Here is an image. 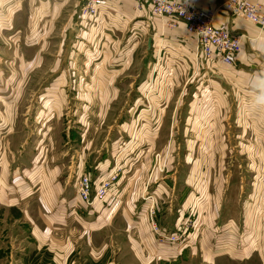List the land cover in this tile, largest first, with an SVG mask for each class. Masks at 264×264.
<instances>
[{"label": "rangeland", "instance_id": "obj_1", "mask_svg": "<svg viewBox=\"0 0 264 264\" xmlns=\"http://www.w3.org/2000/svg\"><path fill=\"white\" fill-rule=\"evenodd\" d=\"M77 2L84 18V1ZM77 20L62 15L50 39L55 40L54 46L45 52L46 66L27 77L26 93L16 105V129L0 126V179L5 163L9 171L6 195L31 201L30 209L39 214V200H30L28 189L21 191V197L16 178L24 168L31 169L35 163L44 166L48 159L51 167L62 169V180L67 179L54 206L60 218L66 212L59 223L61 234L76 237L83 251L108 247L115 252L114 264H146L132 254L121 256L122 251H134L128 237H134L136 225H141L140 236L148 232L152 237L151 243L140 244L141 249L152 251L156 258L147 264H264V136L262 131H250L251 119L261 118L256 116L255 102L242 93L224 105L209 87L208 81L214 78L210 72L202 69L197 76V71L190 70L189 79H173L167 66L149 67L139 52L130 69L136 78L119 80V91L101 114L98 97L90 101L76 95L88 91L90 79L74 77L65 55L58 68L62 53L56 51L57 44L63 45L66 38L65 48L71 51L74 40L83 38L81 28L85 27ZM77 53L80 60H86L84 52ZM90 54L92 60L103 58L95 50L90 49ZM53 71L65 74L57 88ZM201 89H209L211 96L201 95ZM54 90L64 98L54 102L40 97ZM58 108L62 115L54 117L51 128L36 126L47 123L52 109ZM242 110L245 114L239 116ZM155 129L156 137H152L148 131ZM85 143L91 147L86 158L80 159ZM36 150L48 153L36 158ZM85 173H92L94 189L104 178L115 177L103 205L99 206V200L87 205L80 199L79 182ZM133 187L138 197L127 207V194ZM74 198L79 199L75 202ZM68 205L75 210L71 218L73 208ZM124 205L126 221L114 216L106 226L85 223L95 221L101 208ZM209 210L216 219L212 224L205 220ZM21 214L14 212L17 218ZM207 235L206 252H211L213 260L204 259L202 240ZM85 236L96 237L97 243L85 244L80 238Z\"/></svg>", "mask_w": 264, "mask_h": 264}, {"label": "crops", "instance_id": "obj_2", "mask_svg": "<svg viewBox=\"0 0 264 264\" xmlns=\"http://www.w3.org/2000/svg\"><path fill=\"white\" fill-rule=\"evenodd\" d=\"M179 1L197 9L206 10L220 7L224 0ZM250 1L264 3V0ZM77 3V0H0V126L4 125L8 128L7 131L16 129V105L21 96L26 93L25 85L29 83L27 77L34 70L46 66L45 52L47 48L54 46L55 40L51 42L50 39L63 14L71 20L79 19L85 28H81L83 38L74 40L71 51L65 48L66 38L63 40V45L57 44L56 51L60 50L62 53L58 57V68H61L63 58L68 57L69 67L73 69L74 77L90 79L88 91H81L82 93H76V95L90 101L98 97L101 114L115 92L119 91V84H122L119 80L125 76L136 78L135 74H131L130 69L138 61L139 52L149 67L153 64L156 66L158 63L162 67L167 66L173 79H189L190 70L197 71V76L203 70L210 72L214 78L208 81L209 87L214 90L217 98L224 105L229 106L231 99L235 100L242 93H248L250 103L254 101V91L249 87L250 75L264 69V30L241 15H235L223 8L218 9L215 15L217 26L243 35V50L235 62L228 65L217 58L205 59L198 52L196 37L188 31L184 22L178 21L176 26H168V17L153 14L152 6L144 0H105L101 12L89 20L84 16L81 18ZM66 27L69 32L67 23ZM90 49L95 50L97 54L100 52V55H103L102 60H92ZM53 50L55 49L52 48ZM77 51L84 52L86 60H80V54ZM77 66L79 70H76ZM53 73H57L56 84H54L57 88V85L65 80V74L61 71H53ZM103 83L107 85L102 87ZM91 84L93 85L90 88ZM55 91L40 97L54 102L64 98ZM196 93L200 96L199 90ZM166 94L168 96L171 92ZM206 94L211 96V91L207 89L201 92V95ZM54 110L56 109H52V115L47 123H38L36 126L42 127L45 124L51 128L54 117L62 115L59 108L55 112ZM256 112V116L261 118L249 120L252 122L250 131H262V138L264 111L256 110ZM243 114H245L243 110L239 111V116ZM162 115H166L165 108L162 109ZM85 123L87 125L86 121ZM157 131L158 129L148 132L152 134V137H156ZM85 145L83 153L79 155L80 159L83 156L86 158L87 151L91 147L87 143ZM47 153L36 150V158L41 154L45 156ZM83 160L81 163L84 166ZM43 165L35 163L31 169L26 167L18 179L16 178L21 197H23L21 191L28 189V192H31L29 199L39 200L41 210L39 214L30 209L31 201L28 202L25 198L20 199L17 194L6 195L9 171L7 163L3 166V177L0 179V264H114V250L95 246L83 251L84 248L78 245L79 241L76 237L61 234L59 223L66 212L60 218V210L55 212L54 206L64 189L63 185L67 184V179L62 180V169H58L56 165L51 167L48 159L44 160ZM22 184L25 186L21 187ZM69 191L72 189L70 188ZM136 192L137 187H133L129 195L127 194L126 202L130 204L126 205L127 207L137 199ZM162 193L160 192V195ZM108 196L109 194L99 200V206L108 200ZM77 199L74 198V201L76 202ZM81 204L85 206L82 201ZM115 206L99 209L100 213H97L95 221L85 223L97 228L103 224L108 225L114 216L126 221L128 219L126 206ZM68 207L73 208L69 205ZM51 209L54 214H47ZM16 211L22 213L21 218L14 216ZM73 213H75L74 208L70 218ZM209 213L210 216L205 220L208 224H212L216 219L210 210ZM32 214L37 218H34ZM143 221L144 226L145 218ZM140 230L142 226L136 225L135 236L128 237L134 251L127 253L122 251L121 256L125 259V254L128 256L132 254L139 261L151 263L156 259L155 253L152 251L145 253L140 244L146 243V240L147 243H151L152 237L148 232L140 236ZM80 238L85 244L97 243L96 237ZM202 242L204 259L213 260L211 252H206L210 242L209 235Z\"/></svg>", "mask_w": 264, "mask_h": 264}, {"label": "built area", "instance_id": "obj_3", "mask_svg": "<svg viewBox=\"0 0 264 264\" xmlns=\"http://www.w3.org/2000/svg\"><path fill=\"white\" fill-rule=\"evenodd\" d=\"M83 16H97L105 0H83ZM152 6L153 14L168 17V26L174 27L178 21L184 22L188 31L197 40L198 52L205 59L217 58L231 65L243 50V35L233 33L215 24L218 9L223 8L235 15H241L247 21L264 30V3H253L250 0H224L216 9H197L179 0H144ZM113 177L104 178L95 186L90 173H85L79 182L78 195L87 205L104 199L112 187ZM95 191V194L93 193Z\"/></svg>", "mask_w": 264, "mask_h": 264}, {"label": "clouds", "instance_id": "obj_4", "mask_svg": "<svg viewBox=\"0 0 264 264\" xmlns=\"http://www.w3.org/2000/svg\"><path fill=\"white\" fill-rule=\"evenodd\" d=\"M250 89L254 91L255 106L259 111H264V69L250 75Z\"/></svg>", "mask_w": 264, "mask_h": 264}]
</instances>
